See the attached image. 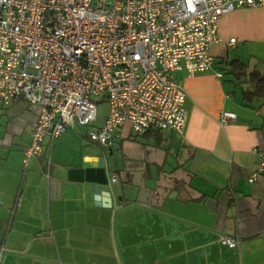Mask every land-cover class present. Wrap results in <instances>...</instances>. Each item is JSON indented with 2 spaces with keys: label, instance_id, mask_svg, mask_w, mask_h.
Listing matches in <instances>:
<instances>
[{
  "label": "crops",
  "instance_id": "1",
  "mask_svg": "<svg viewBox=\"0 0 264 264\" xmlns=\"http://www.w3.org/2000/svg\"><path fill=\"white\" fill-rule=\"evenodd\" d=\"M218 33L211 68L177 72L183 131L137 134L126 122L105 148L69 126L46 141L19 186L39 107L25 101L0 126V264H264V171L249 180L254 149L264 152V93L245 97L253 84L224 66L239 58L264 75V6L224 13ZM223 109L238 117L221 124ZM99 153L118 176L105 187L80 171Z\"/></svg>",
  "mask_w": 264,
  "mask_h": 264
},
{
  "label": "built area",
  "instance_id": "2",
  "mask_svg": "<svg viewBox=\"0 0 264 264\" xmlns=\"http://www.w3.org/2000/svg\"><path fill=\"white\" fill-rule=\"evenodd\" d=\"M245 6L264 0H0V109L17 101L39 107L23 177L68 126L105 148L126 122L137 134L183 131L187 93L177 72L211 68L220 17ZM100 102L108 106L101 123ZM237 117L219 114L223 125ZM254 150L249 180L264 171V152ZM117 180L111 172L109 182ZM219 240L239 245L231 234Z\"/></svg>",
  "mask_w": 264,
  "mask_h": 264
},
{
  "label": "trees",
  "instance_id": "3",
  "mask_svg": "<svg viewBox=\"0 0 264 264\" xmlns=\"http://www.w3.org/2000/svg\"><path fill=\"white\" fill-rule=\"evenodd\" d=\"M224 66L225 68H229V72L233 75L236 81L248 80L253 84V87L250 90L244 92L245 97L264 93V75L256 68H250L248 63L239 58H234L225 62ZM149 131H151V129L148 130V132Z\"/></svg>",
  "mask_w": 264,
  "mask_h": 264
},
{
  "label": "water",
  "instance_id": "4",
  "mask_svg": "<svg viewBox=\"0 0 264 264\" xmlns=\"http://www.w3.org/2000/svg\"><path fill=\"white\" fill-rule=\"evenodd\" d=\"M93 159L83 163L80 171L87 181L101 185L109 184V160L104 153L94 154Z\"/></svg>",
  "mask_w": 264,
  "mask_h": 264
},
{
  "label": "rangeland",
  "instance_id": "5",
  "mask_svg": "<svg viewBox=\"0 0 264 264\" xmlns=\"http://www.w3.org/2000/svg\"><path fill=\"white\" fill-rule=\"evenodd\" d=\"M27 107V103L25 101H20L18 103H15L13 105H10L6 108V112L5 114H2L0 116V126L4 125L7 123V121L15 116V115H20L24 109ZM108 109L107 103L106 102H100L99 106H98V122L101 123L103 121L104 115L106 114ZM69 127V126H68ZM77 128H80L78 126H71L69 128H67L66 133H74V135H76V131ZM87 140V139H86ZM88 142V140H87ZM25 182V177L24 179H22V175H21V181L19 186H23ZM107 185H102V187H105Z\"/></svg>",
  "mask_w": 264,
  "mask_h": 264
}]
</instances>
